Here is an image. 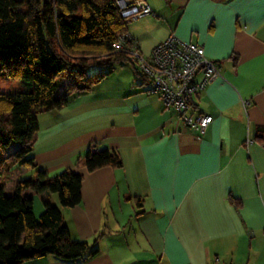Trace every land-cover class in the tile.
<instances>
[{"label": "crops", "instance_id": "0c3cea01", "mask_svg": "<svg viewBox=\"0 0 264 264\" xmlns=\"http://www.w3.org/2000/svg\"><path fill=\"white\" fill-rule=\"evenodd\" d=\"M145 1L153 14L126 25L144 56L174 32L220 66L222 77L193 104L213 120L203 135L186 127L146 92L130 61L69 94L63 108L41 109L33 163L49 176L83 175L79 204L60 209L70 238L97 239L98 251L23 264H264V146L254 140L264 125V0ZM105 148L121 167L78 165L88 150ZM30 174L12 165L0 182L11 193ZM24 195L40 203L39 213L43 200H57Z\"/></svg>", "mask_w": 264, "mask_h": 264}, {"label": "trees", "instance_id": "16d2710c", "mask_svg": "<svg viewBox=\"0 0 264 264\" xmlns=\"http://www.w3.org/2000/svg\"><path fill=\"white\" fill-rule=\"evenodd\" d=\"M126 25L116 0H0V181L12 165L31 169L11 193L0 182V264L96 255L97 239H71L60 209L79 204L83 175L64 170L49 176L31 152L41 109L63 108L69 94L91 88L115 63L130 61L115 49ZM254 140L264 146V125L256 127ZM78 165L92 172L121 167L122 161L105 148L88 150ZM29 190L57 200H43L36 217L33 196L24 195Z\"/></svg>", "mask_w": 264, "mask_h": 264}, {"label": "built area", "instance_id": "2783aa9c", "mask_svg": "<svg viewBox=\"0 0 264 264\" xmlns=\"http://www.w3.org/2000/svg\"><path fill=\"white\" fill-rule=\"evenodd\" d=\"M116 6L126 23L153 14L145 0H116ZM115 49L127 53L130 62L147 79L146 92L155 95L165 110L174 112L186 127L198 134L206 132L213 117L195 114L193 104L222 73L220 66L206 57L203 46L183 42L171 32L149 56H144L137 40L124 33L119 36ZM211 264L226 263L216 260Z\"/></svg>", "mask_w": 264, "mask_h": 264}, {"label": "rangeland", "instance_id": "374dc122", "mask_svg": "<svg viewBox=\"0 0 264 264\" xmlns=\"http://www.w3.org/2000/svg\"><path fill=\"white\" fill-rule=\"evenodd\" d=\"M98 70V67H94V68H92L91 69V71H90V74H93L94 72H96ZM8 154H9V152H8ZM18 169V168H17ZM20 170H17V172H19ZM16 171H13V176L14 175H16V173H17ZM25 176V175H24ZM27 176L28 175H26L25 177L27 178ZM25 177H23V178H25ZM40 203L38 202V201H36V203H35V205H34V208H35V210H34V213H35V216L36 217H38L39 215H40V213H39V208H40Z\"/></svg>", "mask_w": 264, "mask_h": 264}]
</instances>
